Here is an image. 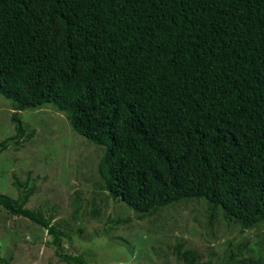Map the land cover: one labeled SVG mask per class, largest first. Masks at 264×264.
I'll return each instance as SVG.
<instances>
[{
	"label": "trees",
	"instance_id": "1",
	"mask_svg": "<svg viewBox=\"0 0 264 264\" xmlns=\"http://www.w3.org/2000/svg\"><path fill=\"white\" fill-rule=\"evenodd\" d=\"M0 94L15 127L0 153L32 136L20 111L51 104L104 147V189L142 216L201 199L212 217L264 223V0H0ZM13 184L0 208L47 229L61 260L93 264L27 206L30 179Z\"/></svg>",
	"mask_w": 264,
	"mask_h": 264
},
{
	"label": "rangeland",
	"instance_id": "2",
	"mask_svg": "<svg viewBox=\"0 0 264 264\" xmlns=\"http://www.w3.org/2000/svg\"><path fill=\"white\" fill-rule=\"evenodd\" d=\"M13 111L0 94V141L15 134ZM19 114L32 136L21 148L0 153V193L17 197L15 176L29 178L35 193L27 206L67 233V252L93 264H190L179 257L186 250L196 251L200 264L264 262V223L242 228L221 214L212 217L201 199L142 216L104 189L98 169L104 147L77 133L66 112L49 104ZM52 238L47 229L0 208V255L11 256V264H68Z\"/></svg>",
	"mask_w": 264,
	"mask_h": 264
}]
</instances>
